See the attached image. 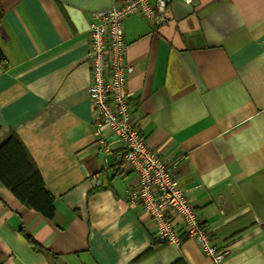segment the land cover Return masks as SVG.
Returning a JSON list of instances; mask_svg holds the SVG:
<instances>
[{"label": "crops", "instance_id": "obj_1", "mask_svg": "<svg viewBox=\"0 0 264 264\" xmlns=\"http://www.w3.org/2000/svg\"><path fill=\"white\" fill-rule=\"evenodd\" d=\"M112 3L0 0V145L19 138L54 200L48 219L0 185V264H214L190 239L153 246L125 197L137 177L123 144L103 131L108 152L96 145L88 26ZM123 28L148 147L173 164L222 264H264V0H173L166 25Z\"/></svg>", "mask_w": 264, "mask_h": 264}, {"label": "built area", "instance_id": "obj_2", "mask_svg": "<svg viewBox=\"0 0 264 264\" xmlns=\"http://www.w3.org/2000/svg\"><path fill=\"white\" fill-rule=\"evenodd\" d=\"M173 0H113L111 7L92 14L88 26V98L95 115L96 145L108 152L102 135L108 131L123 144L122 162L137 177V185L125 192L130 205H138L154 226L153 239L179 246L192 240L214 264H222L227 251L215 246L197 212L186 199L173 164L150 150L132 114L127 91L130 67L125 62L123 22L138 16L154 28L168 23ZM190 4L191 0H180ZM93 185L99 181L92 178Z\"/></svg>", "mask_w": 264, "mask_h": 264}, {"label": "trees", "instance_id": "obj_3", "mask_svg": "<svg viewBox=\"0 0 264 264\" xmlns=\"http://www.w3.org/2000/svg\"><path fill=\"white\" fill-rule=\"evenodd\" d=\"M3 13L0 8V27ZM0 67L6 68V62L0 51ZM0 185L5 187L29 209L48 219L54 214V200L44 187L41 175L19 138L11 134L0 145ZM153 241V246H161ZM145 252L133 263L149 256Z\"/></svg>", "mask_w": 264, "mask_h": 264}]
</instances>
